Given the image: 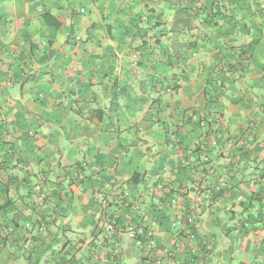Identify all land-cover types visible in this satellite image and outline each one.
Segmentation results:
<instances>
[{
  "label": "crops",
  "instance_id": "1",
  "mask_svg": "<svg viewBox=\"0 0 264 264\" xmlns=\"http://www.w3.org/2000/svg\"><path fill=\"white\" fill-rule=\"evenodd\" d=\"M147 1L0 0V264H264V88L221 97L211 125L225 136L255 124L245 146L187 121L204 106L195 73L150 113L130 100V115L112 81L140 52L127 58L129 34L103 25L135 4L171 17ZM246 4L261 33L264 0ZM235 43L252 55L243 79L261 78L264 36Z\"/></svg>",
  "mask_w": 264,
  "mask_h": 264
},
{
  "label": "trees",
  "instance_id": "2",
  "mask_svg": "<svg viewBox=\"0 0 264 264\" xmlns=\"http://www.w3.org/2000/svg\"><path fill=\"white\" fill-rule=\"evenodd\" d=\"M139 1L142 3L144 0ZM160 1L168 3L169 7L172 6L171 17L165 14L163 16V12L157 13L153 6L149 7L150 13L145 15L138 10L140 5L135 4L132 6L137 9L133 12L134 14L128 9L125 13L127 16L117 15V18L112 17L110 22L103 25V28L106 27V34L109 37L112 36L111 39L123 38L129 34L127 58L131 51L140 52L137 58L132 59L133 64H128L129 58L127 59V67H123L122 72L113 77L112 85L121 94L120 98L124 97L127 100L126 107L130 115L135 113L136 109L134 105L129 107L130 100L135 101L139 106L143 102H148L147 110L150 113L151 110L159 108L160 95L173 94L185 86L191 90L189 82L195 73L203 81L200 90L203 92L204 106L195 107L198 110L192 109V113L188 118L186 117L187 121L191 117L196 118L197 124L205 127L203 135L210 134L216 138L217 142L225 138L226 142L242 141L241 144L245 146L247 140L256 138L253 132L255 124L248 125L238 132L235 130L231 135H227L226 132L225 136L220 126L211 129V125L223 117V106L228 105L222 101L221 97L233 98L229 102H245L247 100L234 99L235 93L243 91L242 87H245L244 90L258 89L259 86L264 88V74L257 79L250 77L243 79L246 76L247 61L252 55L248 56L245 44L235 43L240 37H249L254 46L263 38L264 30H261V33L258 29L252 31L251 12L249 13V7L246 4H255L257 0H248V2L246 0H212L210 4L207 1L199 4V0ZM149 3L150 1L147 0L143 2L145 7L149 6ZM122 7L121 2L118 9ZM72 13L76 12L72 10ZM120 14L123 15L122 11ZM95 24L96 22H93L91 26L94 27ZM116 27H119V30L116 35H112V29ZM120 27L124 29L120 30ZM148 32H152L149 37ZM72 33L71 28L66 37L67 41L72 38L77 41V36L74 37ZM90 37L87 31L86 38ZM202 72H205L204 76L201 75ZM120 74L124 77L120 78ZM128 87L130 89H127ZM111 105H118L116 97L111 99ZM212 110H218L217 117L210 116ZM96 116L102 119L103 112ZM156 120L159 121V119ZM117 132L120 130L118 129ZM166 133L168 134L169 131ZM169 135L168 140L174 138L173 133ZM235 151L233 150L232 153ZM244 153L247 152L244 151ZM240 167L242 169L243 165ZM220 191L219 188L217 196ZM8 205L9 203L6 202L0 206V209ZM113 228V223L111 229L105 227L109 233L113 231Z\"/></svg>",
  "mask_w": 264,
  "mask_h": 264
},
{
  "label": "built area",
  "instance_id": "3",
  "mask_svg": "<svg viewBox=\"0 0 264 264\" xmlns=\"http://www.w3.org/2000/svg\"><path fill=\"white\" fill-rule=\"evenodd\" d=\"M39 189H40L39 186H36L35 189H34V191H36L35 194H34L35 199H37L38 196H39ZM104 226H105L107 229H111V228H112V223H111V222H106V223L104 224ZM131 236H133V235H131Z\"/></svg>",
  "mask_w": 264,
  "mask_h": 264
},
{
  "label": "rangeland",
  "instance_id": "4",
  "mask_svg": "<svg viewBox=\"0 0 264 264\" xmlns=\"http://www.w3.org/2000/svg\"><path fill=\"white\" fill-rule=\"evenodd\" d=\"M245 50H246V49H245ZM253 58H256V59H262V58H261V53H260L259 50H257V51L254 53ZM253 58H252V59H253ZM249 60H251V59H248V61H249ZM263 63H264V62H263ZM242 65H243V64H242ZM243 67L246 68L244 65H243Z\"/></svg>",
  "mask_w": 264,
  "mask_h": 264
},
{
  "label": "clouds",
  "instance_id": "5",
  "mask_svg": "<svg viewBox=\"0 0 264 264\" xmlns=\"http://www.w3.org/2000/svg\"><path fill=\"white\" fill-rule=\"evenodd\" d=\"M34 196V195H33ZM35 198V197H34Z\"/></svg>",
  "mask_w": 264,
  "mask_h": 264
}]
</instances>
